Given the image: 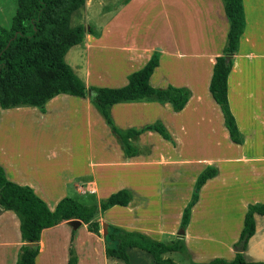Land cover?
Returning a JSON list of instances; mask_svg holds the SVG:
<instances>
[{"label":"crops","instance_id":"1","mask_svg":"<svg viewBox=\"0 0 264 264\" xmlns=\"http://www.w3.org/2000/svg\"><path fill=\"white\" fill-rule=\"evenodd\" d=\"M129 1L131 0L126 3ZM121 3L122 0L120 5ZM242 3L245 26L238 48L231 55L232 66L227 77V98L240 132V143H234L230 139L222 112L209 92L212 66L216 57L223 54L228 24L225 19L222 22L219 20L222 17L221 11L224 12L222 0L215 2L220 12L218 15L213 14L214 5L208 0L207 15L183 19L181 22L173 19L170 22L169 45L157 39L149 44L137 43L135 39H123L120 46L113 44L114 39H107L105 44L102 39L105 34L103 35L102 30L101 33L84 32L78 43L70 46L64 55L65 60L66 54L74 48L80 56L82 54L85 57L81 61L83 67L77 68L81 72L67 64L89 89L103 86L90 80L92 71L89 61L92 53L96 54L95 58L103 53L110 55L108 57L112 62L103 69L97 68L96 80L105 78V81L113 83L114 87L125 85L127 76L141 68L156 54L159 62L150 77V84L155 89H165L168 86L187 89L189 98L184 108L176 111L169 101L153 96L123 101L112 107V124L107 123L90 101V95L80 98L58 94L48 99L43 109L28 105L0 108V165L7 179L30 186L50 210L66 196L82 201H85L86 197L96 196L100 200L103 199L98 197L100 189L104 188L109 180H113L115 167L123 166L114 158L117 147L124 150L116 129L120 133L130 129L139 132L128 139L136 149V155L129 157L135 161L139 160L137 164L144 166L141 175L143 179L148 177L146 167L152 168L166 163L179 164L180 160L175 159V156L181 155L179 150L184 148L183 141L189 139L186 135L190 133L191 128L205 129L208 135L203 138L214 150L212 156L198 159V162L201 161L205 167H215L217 172L202 185L198 201L191 210L190 220L181 236L187 248L183 253H194L190 240L194 239L195 235L211 236L225 229L226 223L221 221L217 227L206 223H210L214 216L207 212L200 213L198 210L203 199L211 203L216 198L215 194H219L217 189L231 182L238 187V217L235 223V233H238V237L234 234V238L223 243V250L227 253V256L223 257L232 260L236 254L233 247L239 239L247 206L264 202V0H242ZM88 4L89 0H86L83 6ZM113 19L111 16L107 23H100L102 27L97 25L106 30L108 38L113 28L127 25L119 24ZM180 34H183L182 39ZM158 123L163 124L169 132L170 138L163 139L171 144L172 147L169 146L172 155L162 152L163 148L156 145L160 139L153 138L152 135L157 132L148 129ZM23 128H26L25 132L32 140L38 139V144L24 142L20 146L7 142L13 134L17 136ZM232 144H236V147L233 148ZM224 146L234 151L233 155L222 153ZM141 148L147 152L143 153ZM166 149L167 152L170 148ZM123 163L127 165L126 162ZM221 164L233 165L234 171L225 172ZM204 168H200L199 173ZM156 174L158 175L157 170L154 175ZM90 188L95 189L94 194L88 193ZM141 189L142 192H139L142 206L139 208L138 224L128 226L106 221L103 213L108 209L96 216L97 221L100 225L105 220V224L140 231L160 241L163 237L168 239L167 242L177 238V227L180 223L166 228L161 219H158V223L150 224V215H146L148 205L157 204L160 199L157 194L153 195L147 191L146 186H140ZM5 211L1 206L0 219L4 218ZM254 220L255 232L247 241L244 256L248 260H264V215L255 214ZM78 228H83L85 237L98 244V249L95 244L87 246L85 256L88 260H95V256H99L102 257L103 264H121L118 262L120 259L105 255L104 232L97 235L88 231L81 220L77 227L67 220L42 229L37 243L39 252L35 264H67L70 244L76 253L77 244L81 241L77 243ZM23 244L25 243L18 235L12 241L0 239V247L4 248L0 253V264H16L19 249ZM172 253L174 252H168L165 256L171 257ZM128 254L130 264H143L142 259L145 264L153 262L148 253L140 249L130 248ZM134 256L139 260H133ZM77 258V264H81V256L77 255ZM112 259L117 263H112Z\"/></svg>","mask_w":264,"mask_h":264},{"label":"trees","instance_id":"2","mask_svg":"<svg viewBox=\"0 0 264 264\" xmlns=\"http://www.w3.org/2000/svg\"><path fill=\"white\" fill-rule=\"evenodd\" d=\"M85 1L17 0L10 26H0V108L28 105L43 109L46 101L58 94L80 98L88 95L86 84L64 61L66 50L78 43L84 34V26L70 27L69 19L72 11L83 6ZM222 2L228 21V32L223 54L216 57L212 66L209 92L222 112L230 139L234 143H240V132L227 98V77L232 66L231 55L236 52L244 30V9L242 0ZM226 56H230L228 61ZM158 62V56L153 54L141 68L127 76L128 81L123 86L89 87L91 91L89 99L107 123L112 124V107L123 101L153 96L159 100L169 101L176 111L184 108L189 98L187 89L174 86L155 89L150 84V77ZM148 129L154 130L164 139L170 138L169 132L161 123L149 126ZM116 132L120 136L125 153L128 156L136 155V149L128 139L139 132L133 129L125 133H120L116 129ZM216 172L215 167L206 166L197 175L190 199L182 210L181 228L184 229L190 220L191 210L198 201L202 185ZM131 198L127 188L109 194L98 203L66 196L50 210L30 186L7 179L0 165V205L17 214L20 236L25 243L19 249L16 264H35L39 252L37 243L42 229L63 221L79 219L83 221L88 231L100 235L101 225L96 216L113 206H127ZM255 214L264 215V202L247 206L243 227L235 243L236 245L244 240V250L248 239L255 232ZM103 239L105 255L120 259L125 264H130L128 254L130 248L147 252L154 264H179L165 254L183 252L187 249L182 237L163 242L140 231L127 230L113 224L107 225ZM68 250L67 264H77L78 258L72 244ZM244 250L236 252L232 260L214 257L200 264H264V260H247Z\"/></svg>","mask_w":264,"mask_h":264},{"label":"rangeland","instance_id":"3","mask_svg":"<svg viewBox=\"0 0 264 264\" xmlns=\"http://www.w3.org/2000/svg\"><path fill=\"white\" fill-rule=\"evenodd\" d=\"M126 1L122 0L120 5L121 0H89L88 6H80L72 11L70 14L69 26L75 27L83 25L84 32L86 33L90 31L91 33L97 31L101 33L103 30V35H105L102 39L105 44L108 42L107 39H114L113 44L118 46L122 44L123 39H135L137 43L146 44L157 39L162 43L169 45L171 41L169 28L170 22L173 19L175 21L178 19V21L181 22L183 19H191L199 15H207L206 2H208V0H131L127 3ZM216 1L217 0H211L214 5L212 11L213 14L218 15L220 12L216 7ZM93 4L97 6L94 7ZM16 6L17 0H0V26H10L11 19L15 14ZM92 6L93 8H91ZM111 16L114 18L113 21H116L119 24L127 23V25L125 27L119 25L116 28H113L110 37L108 38L106 30L99 28L98 26L100 25V27H102L101 24H104L105 22L107 23ZM221 16L224 18L221 17L219 20L222 22L224 21L223 19H225V23L228 24L223 11H221ZM182 38L183 34H180V39ZM108 56L110 55L103 53V55L95 58L96 54H91L89 61V66L92 71L90 80L91 82L103 84V86L112 85L111 87H114V84L105 81L104 77L103 80H96L97 68L100 67L103 69L112 62ZM119 57L121 58V56ZM84 58L85 57L82 54L80 56V54L77 53V49L71 48L66 54L64 61H66V64H70L72 68L81 72V70L77 68L82 66L81 61ZM79 72L78 74H81ZM78 128L80 129V125ZM25 131L26 128H23L21 132L17 133V136L13 134L10 137L11 139H8L7 142L9 141L10 144L20 146H22L24 142H28L29 144L36 142V144H38V139L32 140L30 136H27ZM152 135H154L153 138L160 139L156 142V145L163 148L162 152L172 155V153H170L172 152L171 144L161 138L157 133H152ZM205 135H208L207 130H199V127L191 128L190 133L186 135V138L189 139L183 141L184 148L179 150L181 155L177 157L175 156V159L177 158L180 160L179 164L166 163L165 165L153 166L152 168L146 167L147 170H145V172L148 177L145 179L141 176L144 166L137 164L139 160L135 161V159L130 158L123 149L117 147L114 158L119 165L121 164L123 166L115 167L116 173L113 180H109L107 185L100 189L98 197L105 198L119 189L127 188L130 191L132 198L129 203L130 205L125 207L113 206L109 208L108 211L104 212L103 216L105 220L119 225L125 224L129 226L138 224L139 208L142 206L140 204L141 195L139 191L142 192L140 186L144 185L147 187V191L151 192L153 195L157 194L160 199L157 204L152 203L148 205V214L146 215H150L148 219V221H151L150 224L154 225L158 223V219H161L162 225L166 228L171 227V225H175L176 223L179 224L181 219L180 213L183 206H185L190 199L194 181L199 173V169L205 167V165L200 163L201 161L198 162V159L207 158L213 154L212 152L214 148L205 141V138H203ZM83 144H85L84 141ZM119 145H121L120 141ZM232 145L233 148L236 147V144ZM166 147H168V149L170 148L167 152L165 151ZM141 151L143 153L147 152L142 148ZM221 152L233 155L232 153L234 151L227 149L224 146ZM141 158H143V156ZM123 162H126L127 165H124ZM221 168L228 173L231 172L230 170L234 171V166H230L229 164H221ZM156 170L158 175L156 174L155 176L154 174ZM144 181H146V183H143ZM216 192L219 194H215L216 198L211 203H208L205 199L201 201L198 211L200 213L207 212L214 216V219H211L210 223L209 221H206V223L213 224L217 227L218 222L221 221L226 223L225 229H223L221 233H215L211 236L195 235L194 239L190 240V247L194 252L193 254L183 253L184 251L172 253L171 257L177 263L200 264L214 257L227 256L226 251L223 250V243H227L234 238V234L238 237V233H235V223L238 217V187L236 185L234 186L233 183L228 182L226 186L220 187ZM219 196H221L220 199L218 198ZM85 199L87 202H99L96 196L86 197ZM105 220L102 221L103 223L101 226L106 225L104 223ZM206 226L210 227L211 225ZM0 229L1 240L12 241L16 235L20 237L19 218L15 212L11 210L5 211L4 218L0 219ZM180 229L183 228H181L179 224L177 231ZM102 232H104V228H101L100 233ZM76 234L78 238L77 243L81 240L76 248L77 255H80L82 258L81 264H103L102 257L95 256V260H88L85 256V252L88 249L87 246L95 244L98 249V244L85 237V230L83 228H78ZM167 240L166 237H163L162 239L163 242H167ZM3 249L4 248L0 247V253ZM48 251L50 253L51 247L48 248ZM148 256L151 259L149 254ZM134 258L137 259L135 256L132 257L133 260ZM111 261L114 263L116 260L112 259ZM143 261L144 260L142 259V263L145 264ZM118 262L124 264L123 261L118 260ZM151 264L154 263L151 262Z\"/></svg>","mask_w":264,"mask_h":264},{"label":"water","instance_id":"4","mask_svg":"<svg viewBox=\"0 0 264 264\" xmlns=\"http://www.w3.org/2000/svg\"><path fill=\"white\" fill-rule=\"evenodd\" d=\"M230 59V56H226V61H228ZM88 92V95H90V90L88 89L87 90ZM1 207V205H0ZM80 223V220L79 219H71L70 220V224L73 225L74 227H77ZM107 225H104L103 228H104V235L106 234V229H107ZM184 234V229H180L178 231V237H181L182 235ZM29 245H32V246H35L36 243H28ZM234 251L235 252H243L244 250V240H241L238 244L234 245L233 247Z\"/></svg>","mask_w":264,"mask_h":264},{"label":"built area","instance_id":"5","mask_svg":"<svg viewBox=\"0 0 264 264\" xmlns=\"http://www.w3.org/2000/svg\"><path fill=\"white\" fill-rule=\"evenodd\" d=\"M89 192L90 193H95V189L94 188H91V189H89Z\"/></svg>","mask_w":264,"mask_h":264}]
</instances>
